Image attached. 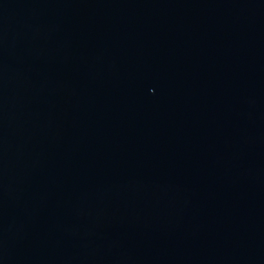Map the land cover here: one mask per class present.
<instances>
[{
    "label": "water",
    "instance_id": "water-1",
    "mask_svg": "<svg viewBox=\"0 0 264 264\" xmlns=\"http://www.w3.org/2000/svg\"><path fill=\"white\" fill-rule=\"evenodd\" d=\"M0 264H264V0H0Z\"/></svg>",
    "mask_w": 264,
    "mask_h": 264
}]
</instances>
